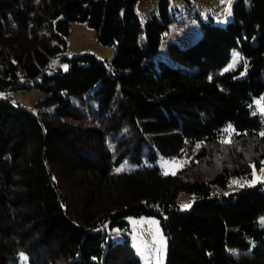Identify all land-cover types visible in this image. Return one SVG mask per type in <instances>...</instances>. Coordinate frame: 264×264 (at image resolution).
Masks as SVG:
<instances>
[{"label": "trees", "instance_id": "obj_1", "mask_svg": "<svg viewBox=\"0 0 264 264\" xmlns=\"http://www.w3.org/2000/svg\"><path fill=\"white\" fill-rule=\"evenodd\" d=\"M138 1L0 0V264H142L131 217L160 220L166 264H264V181L224 192L264 166V0H236L226 26L196 14L200 39L165 59L170 1L144 46ZM73 22L114 59L66 56ZM32 88L34 108L12 100ZM161 156L189 162L166 174Z\"/></svg>", "mask_w": 264, "mask_h": 264}, {"label": "rangeland", "instance_id": "obj_2", "mask_svg": "<svg viewBox=\"0 0 264 264\" xmlns=\"http://www.w3.org/2000/svg\"><path fill=\"white\" fill-rule=\"evenodd\" d=\"M171 15L176 16V20L170 25L163 39L157 59L166 58L170 44H177L185 48L200 39L202 36L199 19L195 16L200 15L205 21L213 18L216 25L226 26L233 21V6L236 0H169ZM160 0H139L137 12L142 22L140 44L145 45V25L152 15L159 13ZM118 47L103 46L99 43L97 31L87 23L73 22L70 35L67 37L66 56L76 57L92 55L98 59L109 63L116 56ZM242 61V56L238 49L232 54L231 62L224 69L230 71L237 69ZM67 71L68 64L60 58H54L50 64L49 73L57 71ZM15 103H19L26 109L34 108L35 104L46 98V94L37 88H32L23 93L17 92L11 95ZM259 109L264 114V106ZM189 162L186 158H166L160 157L158 166L166 174H175L182 170ZM264 165V164H263ZM129 167V166H127ZM264 181V166L261 170L255 171L251 181L234 180L225 193L234 192L245 185H252ZM194 199L188 193L180 195V209L188 211L193 205ZM130 224L131 244L136 254L142 260V264H166L167 259V240L163 234L160 220L156 217H131L128 219ZM108 233V239L115 243L124 241L126 232L121 228H110L108 225L103 227ZM25 254L21 255L20 264H30Z\"/></svg>", "mask_w": 264, "mask_h": 264}, {"label": "snow or ice", "instance_id": "obj_3", "mask_svg": "<svg viewBox=\"0 0 264 264\" xmlns=\"http://www.w3.org/2000/svg\"><path fill=\"white\" fill-rule=\"evenodd\" d=\"M227 142V141H226ZM262 163H264V162H262ZM24 259H27V257H23Z\"/></svg>", "mask_w": 264, "mask_h": 264}]
</instances>
